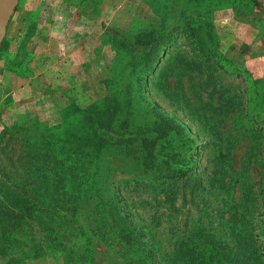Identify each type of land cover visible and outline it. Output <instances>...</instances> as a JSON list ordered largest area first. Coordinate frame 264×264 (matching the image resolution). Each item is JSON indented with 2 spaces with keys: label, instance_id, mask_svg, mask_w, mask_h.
Returning a JSON list of instances; mask_svg holds the SVG:
<instances>
[{
  "label": "rangeland",
  "instance_id": "obj_1",
  "mask_svg": "<svg viewBox=\"0 0 264 264\" xmlns=\"http://www.w3.org/2000/svg\"><path fill=\"white\" fill-rule=\"evenodd\" d=\"M33 1L19 2L3 36L0 181L82 228L70 240H85L88 264L138 255L116 237L113 206L167 262L217 250L264 264V0H59L41 15ZM39 17L55 23L48 36ZM17 73L40 78L13 95ZM68 100H115L119 123L152 137L157 114L172 118L181 133L167 136L168 166L185 174L168 178L166 137L151 168L111 149L75 157L59 117ZM19 222L10 241L0 235V264H62L36 220Z\"/></svg>",
  "mask_w": 264,
  "mask_h": 264
},
{
  "label": "trees",
  "instance_id": "obj_2",
  "mask_svg": "<svg viewBox=\"0 0 264 264\" xmlns=\"http://www.w3.org/2000/svg\"><path fill=\"white\" fill-rule=\"evenodd\" d=\"M166 43L167 41H164L163 45ZM6 48L7 40L3 38L0 43V57H2L1 53ZM148 53V61L144 64L146 72L153 66L158 51L154 47L150 48ZM118 111L119 106L115 100H95L85 105H79L74 100H68L59 110V117L61 121L66 120L71 125L68 134L73 139L72 152L75 157L77 152L81 155L84 149L90 156H94V153H100L104 149H111L139 160L144 168H151L155 165L154 163L157 164L156 160H158V154L160 153L159 148L155 149L157 139L166 137L162 148L167 149L166 152L164 151L166 158L163 162H167L168 178H176L178 175L185 174L186 170H175L168 166L167 158L177 153H172L169 150L172 146H170V139L167 136L171 135L172 132H175V135L181 133L180 126L172 118L157 114L158 123L162 124L158 130L161 136L157 134V136L152 137L145 133H135L136 131L130 129L126 124L127 122L121 121L119 123ZM83 158L84 162L87 163V158L85 156ZM75 165L77 163L72 162L71 166ZM79 165L78 170L85 171L84 163H79ZM72 167L69 172L70 176L73 175ZM116 209V206L110 207L108 217L113 223L116 237L138 253L136 256H131L134 260L133 264H234L236 261V256H215L219 253L217 250H214V253L208 256H180L176 260L171 259L168 262L164 257L162 259L161 256H153L151 250L145 246L146 243L143 241L138 228L129 219L126 220V217L121 216ZM22 218L38 222L48 244L62 253V264L89 263V250L86 248L85 240L81 241V237L77 238L75 242L70 240V237L83 236L82 231L80 235L82 228L80 229L74 225L73 220L61 211L49 207L42 209L41 206L34 204L30 198L19 191L16 186L0 181V235L10 241L11 237L9 235L17 231L19 221ZM0 243V253H3L2 241ZM243 257L250 264L255 260V256ZM11 260L10 258L6 264H9ZM254 264L257 263L254 262Z\"/></svg>",
  "mask_w": 264,
  "mask_h": 264
},
{
  "label": "crops",
  "instance_id": "obj_3",
  "mask_svg": "<svg viewBox=\"0 0 264 264\" xmlns=\"http://www.w3.org/2000/svg\"><path fill=\"white\" fill-rule=\"evenodd\" d=\"M52 2H47V1H44V0H34L33 2H32V4H31V6H32V11L34 12L35 10H37L38 11V13H39V15H41V12L44 10V9H47V8H51L50 6H57V5H63V3L61 2V1H59V0H51ZM19 2H21V0H17V3H16V5H15V7H14V10H13V12H12V14H11V16H10V18H9V20H8V22H7V24H6V27H5V29H8V27H9V25H11L12 24V16L14 15V13H16V11L18 10V4H19ZM30 11H28V13H29ZM37 23H38V26H40L41 28H43V30H44V33L48 36L51 32H52V29L55 27V23H50L49 21L47 22L46 20H44V18H42V17H39L38 18V20L36 21ZM20 23V22H19ZM14 24L15 25H18V22H14ZM48 37H46V39H47ZM45 39V38H44ZM41 63V62H40ZM34 67L35 66H33L32 67V70L34 69ZM31 70V71H32ZM52 70H53V68L51 67H49V66H45L43 69H41L39 72H40V74H44V75H46V74H49V73H52ZM46 73V74H45ZM11 74V73H10ZM53 74V73H52ZM8 76H9V74H8ZM16 76V75H15ZM32 76V75H31ZM16 78L19 80V82H18V85H17V87H16V90L15 91H13V95L14 94H16V93H21L22 91H24V90H26L27 88H28V86H29V84H28V81H30L32 78H34L35 80H37V81H39V76H38V74H34L32 77H30V78H28V79H25V77H23V74L22 73H17V76H16ZM5 82V80H3L1 77H0V83H1V85L3 84ZM22 82H24L23 84H21ZM43 85V84H42ZM44 86H46V87H48L47 86V84H45ZM39 87V86H38ZM50 87V86H49Z\"/></svg>",
  "mask_w": 264,
  "mask_h": 264
},
{
  "label": "water",
  "instance_id": "obj_4",
  "mask_svg": "<svg viewBox=\"0 0 264 264\" xmlns=\"http://www.w3.org/2000/svg\"><path fill=\"white\" fill-rule=\"evenodd\" d=\"M17 0H0V43L3 39L6 24L14 10Z\"/></svg>",
  "mask_w": 264,
  "mask_h": 264
}]
</instances>
